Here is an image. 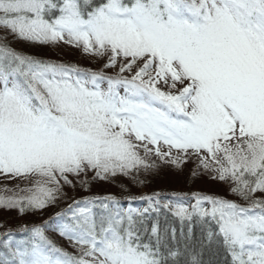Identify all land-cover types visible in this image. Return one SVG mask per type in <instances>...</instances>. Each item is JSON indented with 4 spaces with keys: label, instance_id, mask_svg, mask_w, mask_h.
<instances>
[{
    "label": "snow or ice",
    "instance_id": "6c2138e0",
    "mask_svg": "<svg viewBox=\"0 0 264 264\" xmlns=\"http://www.w3.org/2000/svg\"><path fill=\"white\" fill-rule=\"evenodd\" d=\"M0 29L80 48L115 73L0 43V176L30 184L5 188L0 207L40 210L69 175L147 171L153 156L176 167L195 156L245 202L198 196L189 210L146 197L142 211L98 220L79 207L60 227L76 255L36 226L23 247L6 245L0 264H202L191 245L170 247L158 220L149 230L161 208L214 222L201 248L222 245L230 264H264V199L254 198L264 194V0H0Z\"/></svg>",
    "mask_w": 264,
    "mask_h": 264
},
{
    "label": "trees",
    "instance_id": "16d2710c",
    "mask_svg": "<svg viewBox=\"0 0 264 264\" xmlns=\"http://www.w3.org/2000/svg\"><path fill=\"white\" fill-rule=\"evenodd\" d=\"M95 1L98 2L99 0H95ZM8 41H16L17 43L14 44L15 47H13L12 45L8 43ZM6 45L20 54L27 55V56H30V57H33L35 59H39L42 61L75 66L85 71L96 72V71L106 70L104 71L105 73H109L110 71H112L111 69H104L103 67L104 62L100 63V66H99L100 68H96V69L92 68L91 64H94V63H91L92 61L90 60V55H88V57L86 58L81 57L83 58V60H81L79 57L69 55V58L70 56L73 57L72 61L74 62H69L68 60L67 61L60 60L61 57H57L58 60H54L46 44L23 41V40H18V39L15 40L13 37H11L6 40ZM83 55H87V54L84 53ZM82 63H85V64L82 65ZM101 69H104V70H101ZM109 75H114V73H110ZM156 170H157L156 177L150 174L143 175L142 170L141 171L139 170L131 171L130 174L132 175L129 176L130 177L129 179L126 177L124 178L122 176L124 174H120V173L117 174L118 177L117 175H115V176H109L106 179H99V178H95L94 176L90 175L91 180L88 181L89 186L85 188H81L82 190L81 193L83 194L76 196V197H78L79 199L78 201L85 200V201L94 202V203L95 202H107V201L109 202L110 200H107L105 198L112 197L113 199L111 201L116 204L123 203V202L130 203L134 201H140L142 204H144L145 201L147 200L145 199L146 197H153L154 200L159 199L161 202L165 198H170L172 195L173 197H180V198L193 197V196H195L196 198L198 196L199 197L211 196L213 198H221L219 195H217L218 193H215V192H213V194L211 192L204 193V192H201V190H197L198 188L193 189L195 186H192L191 188V186L189 185V182L182 183L181 186L178 188L176 187L177 185L166 184L162 181L166 179V176H162V172H159V169H156ZM146 172L149 173L151 171L147 170ZM205 181L210 184L216 182L214 179H208L206 177H205ZM111 182L115 184L108 186ZM105 183L107 184L108 190L110 191L109 195H103V193L99 191L105 185ZM194 183H196L197 185V183H199V179H196ZM208 190L211 191L210 188H208ZM224 194H226V192ZM226 196L228 195L226 194ZM254 198L264 199V194L257 193V196H255L254 194ZM222 199H225V200L229 199L237 204H240L238 200L243 201L237 195L233 193L230 194V197L228 196V198H222ZM65 201L66 202H64L63 204H51V203L48 204L49 210L46 212L44 211V213H42L41 215L42 219H44V221H50L52 220V217L60 216L61 214H63L66 207L69 206L68 205L69 201L68 200H65ZM93 215L98 220L99 217H101L102 215L104 216L105 214L98 213L97 209L94 207ZM31 216L32 215L30 214L24 215L23 224H20L18 226L17 224L9 225V228L5 234L12 235L15 238L24 239V240L29 241L32 237V235L30 234L31 231H28L30 229H25V228L30 226V228L32 229L33 227L39 226L37 225L38 223H36L37 219L34 220L35 217H31ZM157 220L159 221V224L161 225L162 233L164 229H167L168 244L170 247L183 251L184 245L187 243L191 245L192 248H194L196 251L200 252V258L202 260V264H230V257L227 256L226 252L223 250L222 245L208 244L205 241L203 248H201L200 242L202 239H204L205 237L204 235H206L207 229L209 227L214 228V222L213 223L210 222L209 224L206 225L204 224L202 220L198 218V216H193V218L190 221L189 220L181 221L179 218L173 216L172 213H170L168 210L162 209L159 216H156L153 218H147L146 224L149 230L151 228V224ZM42 223L43 222H41V224ZM22 225H24L25 227L24 226H23L24 228L21 227ZM43 229H44L45 235L48 237L49 240L53 242V244H55L56 247L61 248L63 251L67 252V249L63 247L60 241H53L54 239L59 240L60 238L58 237H61L60 235L56 234L55 231L48 229L47 227H43ZM190 229H191V232H189ZM173 231L175 232L176 240L172 239ZM4 235L0 236V258H5V255L3 252V249H4L3 244H4V239H5ZM189 236H190V239H186ZM64 239L65 238H63V241L69 242ZM24 243L25 242L14 244L11 246L8 245V246L11 247L12 249H15L17 246L23 247ZM69 244L71 243L69 242L67 244L70 247ZM72 246H73V243H72ZM6 252H8V247L6 248ZM69 254H72V253H69ZM181 259H183V257H181Z\"/></svg>",
    "mask_w": 264,
    "mask_h": 264
},
{
    "label": "rangeland",
    "instance_id": "374dc122",
    "mask_svg": "<svg viewBox=\"0 0 264 264\" xmlns=\"http://www.w3.org/2000/svg\"><path fill=\"white\" fill-rule=\"evenodd\" d=\"M13 37L11 34H7L5 32V30L0 29V43L2 44H6V40ZM14 38V37H13ZM16 40V38H14ZM8 43L10 45H12L13 47H15L14 44H16V41H8ZM46 46L49 48L51 56L53 57L54 60H58L57 57H61L60 60H68L69 62H74L73 57H79L81 60H83V58L81 57H88V55H83V51L80 48H76L73 46H69L66 45L62 42L60 43H56V44H46ZM69 58V59H68ZM93 58V59H91ZM78 59V58H77ZM53 60V61H54ZM90 60L92 61L91 63V67L96 69V68H100V63L104 62L106 63V58H100V57H93L90 56ZM86 61V59H85ZM76 62V61H75ZM79 62V61H78ZM80 63V62H79ZM81 64V63H80ZM85 63H82V65H84ZM104 70V69H101ZM106 71V70H104ZM110 73H114L113 71H110L109 73L106 74H110ZM115 74V73H114ZM102 87H107L106 83L102 84ZM141 154H143L141 152ZM150 160H154L156 163V167L150 169L149 171L151 172H146L145 170H142L143 175L146 174H150L154 177H156V169H159V172H162V176H166L165 180H162L164 183L166 184H174L177 185L176 187H180L182 183H187L189 182V185L191 186H195L193 189L198 188L197 190H201V192L204 193H218L217 195H219L222 198H228V196L230 197L231 191H230V187H231V181H220L218 179H214L216 182L215 183H207L205 181V177L208 179H213L212 173L206 172L202 167L199 166V162L197 160V158L195 156H192L190 159H186V161L184 163H182L179 167L170 165V164H164L161 161L157 160L154 156L149 158ZM139 169V171H141ZM145 172V173H144ZM165 174V175H164ZM91 176L95 177V173L93 171H86L85 173L80 174L79 176H72L69 175L68 179L71 181V184H61V190L60 192L56 195V199L54 200V202H52L51 204H63L64 202H66L65 200L69 201L68 205L72 206L70 213H72V211L77 210L79 207H82L81 205L84 204L82 202H84L85 200H81L78 201V197L79 195H82L83 193L81 188H85L89 186V182L91 180L90 178ZM132 174H128V175H122L124 178H130L129 176ZM209 175V176H208ZM128 176V177H127ZM118 177V175H117ZM196 179H199V183H194ZM194 180V181H193ZM193 181V182H192ZM91 184V183H90ZM115 183H110L108 186L110 185H114ZM17 185H19V187L24 188V187H28L30 186V184H28L25 181H19V180H6L4 177L0 176V195L5 194L4 193V189H13L16 190ZM108 186L105 183V185L101 188V191L103 193V195H109L110 191L108 190ZM116 187V186H115ZM208 188H210L211 191L208 190ZM226 192V194L228 196H226V194H224ZM86 193V192H85ZM112 193V192H111ZM255 196H257V193L255 194ZM80 198V197H79ZM229 200V199H226ZM238 200V199H237ZM231 201V200H229ZM75 202H79L78 204ZM240 204H245V202L243 201H239ZM82 203V204H80ZM165 203H170L173 205H182L184 207H187L189 209H191V205L196 203V199H191L189 202H176V203H172L171 200H166ZM89 207L90 205L88 203L84 204L83 207ZM202 206L205 208L211 207V205H209L207 202H203L202 201ZM69 208V207H68ZM134 210H138V211H142L143 209H141L140 207L137 208H133ZM49 210V205H47L45 208L40 209V210H28L25 211L24 213H21L17 208H4V207H0V234L4 235L6 233V231L9 228V225L11 224H23V219H24V215L26 214H30L32 215L31 217H35L34 220H36V223H38L37 225H40L41 222H44V219H42V213H44V211H48ZM37 214V216H36ZM16 216V217H14ZM16 219V221H15ZM40 223V224H39ZM64 223H66L64 221ZM60 226L63 225L59 224ZM24 225H22L21 227H23ZM35 226V225H34ZM25 227V226H24ZM23 227V228H24ZM7 228V229H6ZM25 229H31L30 226L26 227ZM0 235V236H1ZM8 234H5L4 236L6 237ZM59 240H53V241H60V243L63 245V247H65L67 249V252L72 253L73 255L77 254V247L72 246V243L69 244L70 247L67 245L69 242L63 241V239L61 237ZM5 245L3 244V247Z\"/></svg>",
    "mask_w": 264,
    "mask_h": 264
}]
</instances>
